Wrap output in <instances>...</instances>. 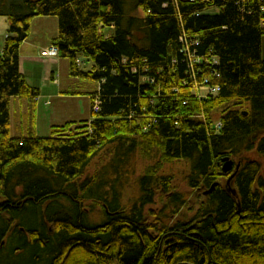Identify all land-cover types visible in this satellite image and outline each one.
Returning <instances> with one entry per match:
<instances>
[{
	"label": "trees",
	"instance_id": "16d2710c",
	"mask_svg": "<svg viewBox=\"0 0 264 264\" xmlns=\"http://www.w3.org/2000/svg\"><path fill=\"white\" fill-rule=\"evenodd\" d=\"M0 15V264H264V0H0ZM38 17L58 18L60 59L96 86L68 94L100 103L50 137L36 134L40 92L20 68ZM205 80L220 92L199 97ZM15 98L30 103L22 138ZM226 157L241 163L236 195ZM136 160L149 164L126 207ZM176 162L196 204L164 174Z\"/></svg>",
	"mask_w": 264,
	"mask_h": 264
},
{
	"label": "rangeland",
	"instance_id": "374dc122",
	"mask_svg": "<svg viewBox=\"0 0 264 264\" xmlns=\"http://www.w3.org/2000/svg\"><path fill=\"white\" fill-rule=\"evenodd\" d=\"M210 13L214 14V13H216V11H212ZM47 18H49V19H47ZM58 25H59V21H58L57 17H38L36 20H34V26H33L32 31L30 32L29 37L31 38V41L39 39L37 41H40V44H43V41H45L47 37L55 36L58 33ZM9 29H10L9 18L7 16H1L0 15V53H1V50H2V47L4 44V40L8 34ZM90 64H91V66L94 65L93 63H90ZM83 70L84 71H90L91 68H90V66L88 67V65H85V68ZM56 74H57V79L60 80L61 87L63 88V90L94 91L96 88V86H90V85L84 84V82L82 80L71 77V75H70V64H69L68 60L63 59V60L59 61V65H58V69H57ZM39 100H40V98L38 99V101ZM49 101L51 102V104L47 107L53 109L54 108L53 100H49ZM44 102H46V101L44 99H42L40 102V105H42V103L44 104ZM54 102H55V100H54ZM87 105H89V102H87ZM246 105L249 106L248 104H246ZM35 107H36V103H35ZM75 111L76 110L71 105V108H69L68 110H64V114H61V115L63 117L70 116L71 114H73V112L75 113ZM47 113L49 114V112H47ZM83 113H84V116L82 118H87L88 109L85 106L84 101H83ZM218 114H219V117H221L222 111H219ZM27 118H28V121L26 123H29L30 117H27ZM73 118L78 119L80 117L74 116ZM69 120H71V119H69ZM12 121H13L12 122V131H11L12 136H17L20 134L26 136L27 135L26 131H15V126L18 127V124L20 122L22 123V125L24 124V126H25V120L20 119V115L18 112L16 113V117H15V112H14L13 107H12ZM49 125H50V120L48 118L46 119L45 117H43V114L41 113L40 121H39V131H37L41 137H50L51 130L49 128ZM262 136H264V133L262 134ZM252 156L254 157L253 153L250 154L248 157H252ZM235 163H238V159L236 160ZM147 164H149V161L145 162L142 160H136V161H134L131 168H129L127 173L124 175V177L122 179V183L124 184V188H123V190H124L123 191V204H124V206L127 207L129 205V203H131V201H133L136 198V196H138V193H139L138 187H137L138 178H139V175H141L142 170L144 169V167ZM189 172H190V167L185 162L184 163L183 162H176V163H173L171 165H166V167L164 168V174L165 175H173L174 176L173 184L175 187L178 188L179 191L184 192V193H192L190 198L188 196V203L193 205V204L197 203V199H196L197 194H195L188 187L186 180H187V177L189 175ZM224 183H227V181L225 180ZM230 187H232V184H230ZM203 192H204V190L202 189L201 191H199V194L200 193L202 194ZM161 208H162V204L160 202H156L155 205L148 206L146 208V210H147V213L150 211L159 212L161 210ZM185 212H186V210H185ZM189 215L191 216V215H193V213H189ZM179 217L174 218L173 222L178 220ZM150 220L153 221V218H150ZM96 222H99V220H97Z\"/></svg>",
	"mask_w": 264,
	"mask_h": 264
},
{
	"label": "crops",
	"instance_id": "0c3cea01",
	"mask_svg": "<svg viewBox=\"0 0 264 264\" xmlns=\"http://www.w3.org/2000/svg\"><path fill=\"white\" fill-rule=\"evenodd\" d=\"M37 19V18H36ZM34 19V20H36ZM49 19V18H47ZM34 20L32 22L31 31L34 26ZM46 21V20H45ZM58 33L55 36L47 37L43 44H40L39 39L31 41L29 37L23 44L20 50V68L21 72L24 74L27 83L39 90L40 92V100L36 103V111L34 113V126L36 130V134L38 136L39 133V121L40 115L43 114V117L50 120L49 128L54 125L63 124L69 121H83V120H91L92 119V101L91 98L87 95H69L71 90H63L61 87L60 80L57 79V69L59 65V61L63 59H52L49 61H45L42 58L41 53L43 50L47 49L52 45L53 39L57 37ZM264 47V41H263ZM2 51V50H1ZM44 99L46 102L40 105L41 100ZM49 100H53L54 108H48L51 104ZM55 100V102H54ZM83 101L85 106L88 109L87 118H82L84 116L83 113ZM89 102V105H87ZM56 105V106H55ZM71 105L76 110L75 113L70 116L63 117L61 114H64V110H68L71 108ZM12 107L16 113L18 112L21 120H25L24 124L20 122L18 127L15 126V131H27L29 127L28 121L29 112H30V103L27 99L15 98L11 101V131H12ZM49 112V114L47 113ZM80 117L78 119L73 117ZM42 118V117H41ZM71 119V120H69ZM16 125V124H15ZM24 127V128H23ZM14 137H25L24 135H17Z\"/></svg>",
	"mask_w": 264,
	"mask_h": 264
},
{
	"label": "built area",
	"instance_id": "2783aa9c",
	"mask_svg": "<svg viewBox=\"0 0 264 264\" xmlns=\"http://www.w3.org/2000/svg\"><path fill=\"white\" fill-rule=\"evenodd\" d=\"M195 46L198 45V43H194ZM188 50V49H186ZM184 49V52L188 53V51H186ZM42 57L44 59H52V58H58L59 57V49L58 47L52 45L50 46L48 49L44 50L42 52ZM189 59L191 60V62L193 64H199L202 59L199 58L197 55L191 53V55H189ZM220 92V88L219 87H213L209 85V81L205 80L202 84H199L196 86V93L199 95V97H206L208 95H217ZM100 110V103L97 101L93 107V111L94 112H98ZM218 130L221 128V124L217 125Z\"/></svg>",
	"mask_w": 264,
	"mask_h": 264
},
{
	"label": "water",
	"instance_id": "95a60500",
	"mask_svg": "<svg viewBox=\"0 0 264 264\" xmlns=\"http://www.w3.org/2000/svg\"><path fill=\"white\" fill-rule=\"evenodd\" d=\"M245 114H247V113H245ZM223 163L224 164H223L222 169H223L224 174H229L232 171H234L232 173V175L230 176L229 180L227 181L228 182L227 186H229L228 187L229 192H231L233 195H236V191L232 187H230V184L235 179L237 173L239 172V169L241 167V163H238L235 166V162L233 160H231L229 157L224 158ZM215 186L216 185H214L210 191L206 192L205 195H208L214 189ZM181 264H189V263H181Z\"/></svg>",
	"mask_w": 264,
	"mask_h": 264
},
{
	"label": "flooded vegetation",
	"instance_id": "af4514ba",
	"mask_svg": "<svg viewBox=\"0 0 264 264\" xmlns=\"http://www.w3.org/2000/svg\"><path fill=\"white\" fill-rule=\"evenodd\" d=\"M237 164H235V166H236ZM228 183V182H227ZM232 183V182H231Z\"/></svg>",
	"mask_w": 264,
	"mask_h": 264
}]
</instances>
